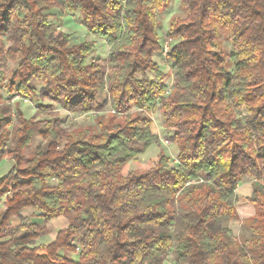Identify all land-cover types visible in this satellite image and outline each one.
I'll use <instances>...</instances> for the list:
<instances>
[{
    "label": "trees",
    "instance_id": "1",
    "mask_svg": "<svg viewBox=\"0 0 264 264\" xmlns=\"http://www.w3.org/2000/svg\"><path fill=\"white\" fill-rule=\"evenodd\" d=\"M169 1L0 0V160H13L0 177V264H165L173 247L178 264H264V0H182L186 14L168 33L179 41L165 53L178 91L171 99L148 77L163 76L157 10ZM54 8L79 13L108 44L106 60L89 63L92 42L71 45L72 34L54 32ZM217 24L231 32L230 53ZM8 61L17 64L10 74ZM1 89L84 115L109 105L118 121L67 130L59 117L26 118ZM160 104L177 164L161 154L120 176L160 143L152 130ZM35 137L44 144L27 155ZM244 178L253 180L245 200L255 214L240 240L229 224ZM27 209L44 224H14ZM59 217L68 226L37 244Z\"/></svg>",
    "mask_w": 264,
    "mask_h": 264
},
{
    "label": "rangeland",
    "instance_id": "2",
    "mask_svg": "<svg viewBox=\"0 0 264 264\" xmlns=\"http://www.w3.org/2000/svg\"><path fill=\"white\" fill-rule=\"evenodd\" d=\"M51 16V23L53 26V31H63L68 34H72L71 45L78 43H83V41H90L94 44L93 51L89 56V63L97 61V59L106 60L108 57L109 46L106 41L101 38L90 34L87 29L81 23V16L79 13H71L68 9L54 8L48 12ZM185 10L182 6V0H170L165 6L160 7L157 10V17L162 24V27L159 31L161 37L162 45L164 46L163 53H158L155 55V61L158 63L162 71V79L155 77L153 72H149L148 77L151 80H155L160 85H166L168 87V93L166 96L169 99L174 98L178 91L173 85V75H172V63L166 58V49L165 46L169 47L174 46L179 40H173L169 38L168 33L170 29L171 22L176 17L185 16ZM220 32V44L223 49L230 53L234 49L233 38L230 30L222 28L219 24ZM4 46L7 48L10 43L7 42L6 38H3ZM16 63L13 61H8L5 64L6 71L10 74V71L16 67ZM35 85L38 88H41L43 84L35 82ZM44 87V86H43ZM1 92L4 98L7 101L12 102L13 104L18 103L22 109L24 116L26 118L35 117L37 119H47L59 117L61 120L62 126L67 130H78L83 128L97 129L99 122L103 121L104 123L118 121L114 118L113 111L108 105L103 111L99 114H79L71 113L58 104H52L48 100H43L40 103L30 102V100L22 99L19 97L8 98L4 92V89H1ZM100 99L104 100L108 97L107 89L100 91ZM52 105L51 107H45ZM44 106V107H43ZM153 118V127L152 130L154 133L159 135L160 143L150 146L140 157L134 161L127 163L123 169L120 171V176L128 175L132 171H143L154 166L161 154H166L171 160L177 164V146L174 143L173 136L174 131L168 130L163 118L162 105L160 104L157 111L152 115ZM44 144V141L35 137L33 140L32 146L27 151V155H31L38 150V148ZM13 164V160L10 157H6L3 160H0V177L6 175ZM247 186V191L243 190V186ZM253 180L250 178H244L240 184L239 189L237 190L240 195V203L238 205V217L230 222L229 226L232 229L233 235L240 240H244L250 236V231L247 228V222L255 214V209L249 205L246 200L241 196V194L252 193ZM4 209V198L0 199V211ZM22 221L27 222H39L43 223V220L37 216V213L33 209H27L22 212L20 217L14 218L13 223L19 224ZM68 226V219L66 217H59L53 220H50L46 223L47 232L41 236L40 239L36 242L37 244H49L54 241L57 233L60 230L65 229ZM176 246V244H175ZM61 254L68 256L74 260L79 259V254L68 253L60 251ZM176 253L174 247L169 251L165 264H178L176 261Z\"/></svg>",
    "mask_w": 264,
    "mask_h": 264
},
{
    "label": "crops",
    "instance_id": "3",
    "mask_svg": "<svg viewBox=\"0 0 264 264\" xmlns=\"http://www.w3.org/2000/svg\"><path fill=\"white\" fill-rule=\"evenodd\" d=\"M251 187H252V186H251ZM247 189H248V188H247V186H246V184H245V186H243V190H244V191H247ZM241 196H242L244 199H246V198L249 197L250 195H249V194H246V195H245V194L242 193ZM249 205H250V204H249ZM251 207H253V206H251Z\"/></svg>",
    "mask_w": 264,
    "mask_h": 264
},
{
    "label": "built area",
    "instance_id": "4",
    "mask_svg": "<svg viewBox=\"0 0 264 264\" xmlns=\"http://www.w3.org/2000/svg\"><path fill=\"white\" fill-rule=\"evenodd\" d=\"M165 49H166V52H168V51H169V50H168V49H169V47H168V46H167V47L165 46Z\"/></svg>",
    "mask_w": 264,
    "mask_h": 264
}]
</instances>
